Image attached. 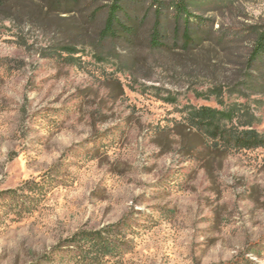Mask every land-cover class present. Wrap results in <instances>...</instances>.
<instances>
[{
  "label": "rangeland",
  "instance_id": "374dc122",
  "mask_svg": "<svg viewBox=\"0 0 264 264\" xmlns=\"http://www.w3.org/2000/svg\"><path fill=\"white\" fill-rule=\"evenodd\" d=\"M108 1L0 5V264H264V146L223 151L188 119L231 109L264 135V0H197L186 50L147 45L149 0L132 42L100 43Z\"/></svg>",
  "mask_w": 264,
  "mask_h": 264
},
{
  "label": "trees",
  "instance_id": "16d2710c",
  "mask_svg": "<svg viewBox=\"0 0 264 264\" xmlns=\"http://www.w3.org/2000/svg\"><path fill=\"white\" fill-rule=\"evenodd\" d=\"M34 1V0H29ZM49 5L63 7L60 11H70L80 0H46ZM147 0H109L106 6L92 10V15L102 11L98 30L99 42L113 43L116 39H124L127 44L133 41L138 21H143L146 15L132 18L128 9ZM3 0H0V5ZM197 0H149L148 8L153 9V16L146 35V43L151 49H158L168 45V42L181 45L185 50L196 45L199 40V27L207 31L205 20L196 16L191 5L200 7ZM199 9L203 10V7ZM140 23V22H139ZM204 28V29H203ZM123 40V41H124ZM124 41V42H125ZM250 65L264 63V30L257 33L253 39V46L248 54ZM189 120L204 137L209 139L215 148L223 151L252 149L264 146V135L255 129L245 128L244 124L227 125L233 119V111L219 110L207 106L193 108L189 112ZM250 126V123H247ZM80 239L89 246L96 245L103 254H108L114 245L107 240L100 231L83 232ZM82 258H85L82 256ZM91 264H95L94 262Z\"/></svg>",
  "mask_w": 264,
  "mask_h": 264
}]
</instances>
